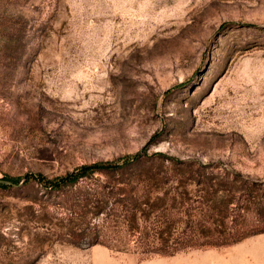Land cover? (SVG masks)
Wrapping results in <instances>:
<instances>
[{
    "label": "rangeland",
    "instance_id": "rangeland-1",
    "mask_svg": "<svg viewBox=\"0 0 264 264\" xmlns=\"http://www.w3.org/2000/svg\"><path fill=\"white\" fill-rule=\"evenodd\" d=\"M137 152L234 178L212 200L264 224V0H0V178L20 179L0 186V264H264V232L148 255L106 223L94 244L27 180Z\"/></svg>",
    "mask_w": 264,
    "mask_h": 264
},
{
    "label": "trees",
    "instance_id": "trees-1",
    "mask_svg": "<svg viewBox=\"0 0 264 264\" xmlns=\"http://www.w3.org/2000/svg\"><path fill=\"white\" fill-rule=\"evenodd\" d=\"M191 165V161H179L162 153L149 156L137 152L117 160L83 164L56 177L28 174L27 180L36 179L65 196L68 220L82 223L81 235L91 236L94 244H106L100 240L106 223L113 224L114 242L109 243L112 247L129 249L125 245L132 241L148 255L168 256L189 248L222 247L264 232L260 222L236 223L229 203L212 200L210 187L231 190L234 178L227 177L224 184L213 173L191 170ZM196 180L209 183L199 194L205 196L204 206L194 204L198 196L189 186ZM122 235H126L127 242L121 239Z\"/></svg>",
    "mask_w": 264,
    "mask_h": 264
},
{
    "label": "water",
    "instance_id": "water-1",
    "mask_svg": "<svg viewBox=\"0 0 264 264\" xmlns=\"http://www.w3.org/2000/svg\"><path fill=\"white\" fill-rule=\"evenodd\" d=\"M0 183L14 184L12 181L0 178Z\"/></svg>",
    "mask_w": 264,
    "mask_h": 264
},
{
    "label": "crops",
    "instance_id": "crops-1",
    "mask_svg": "<svg viewBox=\"0 0 264 264\" xmlns=\"http://www.w3.org/2000/svg\"><path fill=\"white\" fill-rule=\"evenodd\" d=\"M233 247H234V249H236V248L240 247V245H235V246H233Z\"/></svg>",
    "mask_w": 264,
    "mask_h": 264
}]
</instances>
